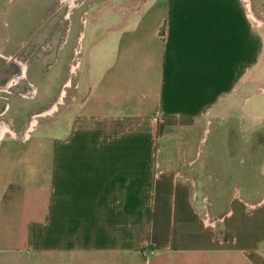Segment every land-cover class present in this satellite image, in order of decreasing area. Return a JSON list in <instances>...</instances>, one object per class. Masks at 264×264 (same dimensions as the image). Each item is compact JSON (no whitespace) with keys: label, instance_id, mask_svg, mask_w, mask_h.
<instances>
[{"label":"crops","instance_id":"obj_1","mask_svg":"<svg viewBox=\"0 0 264 264\" xmlns=\"http://www.w3.org/2000/svg\"><path fill=\"white\" fill-rule=\"evenodd\" d=\"M78 21L64 110L41 129L0 118V264H264V221L238 204L206 226L159 155L166 127L193 128L261 62L245 0H89Z\"/></svg>","mask_w":264,"mask_h":264},{"label":"rangeland","instance_id":"obj_2","mask_svg":"<svg viewBox=\"0 0 264 264\" xmlns=\"http://www.w3.org/2000/svg\"><path fill=\"white\" fill-rule=\"evenodd\" d=\"M88 1L0 0V118L24 122V130L37 123L41 129L51 113L64 110L58 88L67 77L78 83V59L85 55L77 51L78 18ZM245 2L264 39V0ZM94 8L87 9V33ZM50 94L49 103H41ZM194 147L195 160L189 162L186 150ZM159 151L161 167H178L190 182L206 226L222 228L238 204L247 224L264 221V50L256 68L193 128L166 127Z\"/></svg>","mask_w":264,"mask_h":264},{"label":"trees","instance_id":"obj_3","mask_svg":"<svg viewBox=\"0 0 264 264\" xmlns=\"http://www.w3.org/2000/svg\"><path fill=\"white\" fill-rule=\"evenodd\" d=\"M159 32H160V35H162L163 34V29L161 28Z\"/></svg>","mask_w":264,"mask_h":264},{"label":"built area","instance_id":"obj_4","mask_svg":"<svg viewBox=\"0 0 264 264\" xmlns=\"http://www.w3.org/2000/svg\"><path fill=\"white\" fill-rule=\"evenodd\" d=\"M246 4H247V6H249L248 3H246ZM248 10H249V9H248Z\"/></svg>","mask_w":264,"mask_h":264}]
</instances>
